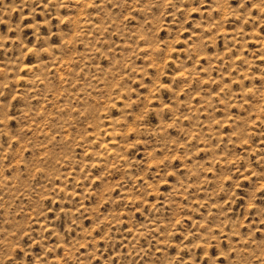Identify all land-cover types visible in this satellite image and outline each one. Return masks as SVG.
<instances>
[{"label": "rangeland", "instance_id": "1", "mask_svg": "<svg viewBox=\"0 0 264 264\" xmlns=\"http://www.w3.org/2000/svg\"><path fill=\"white\" fill-rule=\"evenodd\" d=\"M0 264H264V0H0Z\"/></svg>", "mask_w": 264, "mask_h": 264}]
</instances>
